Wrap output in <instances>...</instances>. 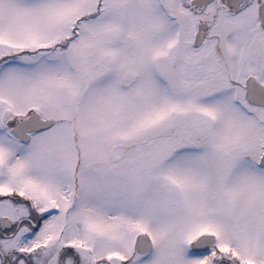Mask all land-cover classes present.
Listing matches in <instances>:
<instances>
[{
    "label": "snow or ice",
    "instance_id": "6c2138e0",
    "mask_svg": "<svg viewBox=\"0 0 264 264\" xmlns=\"http://www.w3.org/2000/svg\"><path fill=\"white\" fill-rule=\"evenodd\" d=\"M0 264H264V0H0Z\"/></svg>",
    "mask_w": 264,
    "mask_h": 264
}]
</instances>
